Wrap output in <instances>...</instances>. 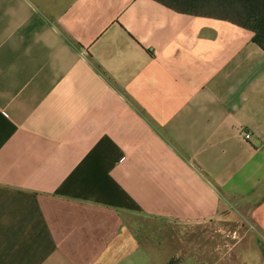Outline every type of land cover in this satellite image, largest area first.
Segmentation results:
<instances>
[{
	"label": "crops",
	"instance_id": "1",
	"mask_svg": "<svg viewBox=\"0 0 264 264\" xmlns=\"http://www.w3.org/2000/svg\"><path fill=\"white\" fill-rule=\"evenodd\" d=\"M253 37L155 0H0V264H264Z\"/></svg>",
	"mask_w": 264,
	"mask_h": 264
},
{
	"label": "trees",
	"instance_id": "2",
	"mask_svg": "<svg viewBox=\"0 0 264 264\" xmlns=\"http://www.w3.org/2000/svg\"><path fill=\"white\" fill-rule=\"evenodd\" d=\"M166 7L195 17L231 22L254 33L253 41L264 50V0H155ZM181 258L168 264H179Z\"/></svg>",
	"mask_w": 264,
	"mask_h": 264
},
{
	"label": "built area",
	"instance_id": "3",
	"mask_svg": "<svg viewBox=\"0 0 264 264\" xmlns=\"http://www.w3.org/2000/svg\"><path fill=\"white\" fill-rule=\"evenodd\" d=\"M244 138H245V140H251V138H252V135L250 134V133H244Z\"/></svg>",
	"mask_w": 264,
	"mask_h": 264
},
{
	"label": "rangeland",
	"instance_id": "4",
	"mask_svg": "<svg viewBox=\"0 0 264 264\" xmlns=\"http://www.w3.org/2000/svg\"><path fill=\"white\" fill-rule=\"evenodd\" d=\"M243 236V234L240 235V232L237 234V238ZM197 237V234L193 237V238H196Z\"/></svg>",
	"mask_w": 264,
	"mask_h": 264
}]
</instances>
